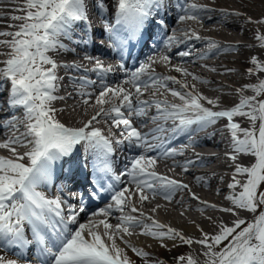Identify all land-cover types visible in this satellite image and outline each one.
Instances as JSON below:
<instances>
[{
    "label": "snow or ice",
    "instance_id": "obj_1",
    "mask_svg": "<svg viewBox=\"0 0 264 264\" xmlns=\"http://www.w3.org/2000/svg\"><path fill=\"white\" fill-rule=\"evenodd\" d=\"M94 5L98 11H110L104 0H94ZM165 7V0H114L111 11L115 24L119 27L108 24L107 20L104 24V30L113 41L111 46L122 52L130 41L142 40L149 31V26L157 22L156 17ZM176 7L182 13L177 17L181 23L190 20L203 22L210 11L208 5L197 3L196 0H177ZM17 11L23 12V15H12L11 19L21 23L9 25L17 30L0 31V37H11L10 40L0 39V44L9 49L7 53H0L8 57L0 61L3 64L0 67V91L5 85H9L8 99L5 102L10 109L22 107L26 122L23 124L24 132L18 131L14 117L0 124V127L16 128L18 132L0 143V148H6L12 153V158L0 156V249L15 248L21 253L34 250L39 264H135L116 243L119 239L136 256L144 258L146 264H159L148 261L150 253L125 239V236L133 234L130 229L140 228V234L160 241L169 239L179 240L184 245H201L205 258L202 264H264V79L237 89L241 93L245 89H251L254 95H241L234 106L220 107L219 97L209 99L194 91L195 85L189 89L186 83L178 81L175 76L156 74L152 68L156 59L151 55L128 74L123 82L131 85L134 91L121 85L110 86L105 83L103 77L112 72L113 67L105 66L98 58L87 56L86 59L95 61L90 71L101 77L100 86L98 94L95 89L93 92L80 94L86 97L83 100L85 105L95 95V103L91 106L97 110L87 121H81V126H66L56 118L57 110L52 106L53 101L64 98L55 94L61 79L56 70L61 66H80L75 63L58 64L48 53L55 50L75 51L69 49L61 37L71 41L75 28L80 24L91 28L88 0H24ZM221 14L244 17L247 23L264 25V16L253 19L246 13L228 9H222ZM158 23L165 25L163 19ZM183 36L184 39H181L173 30L172 35L166 37V51L158 57L161 62L170 63L171 56L168 52L172 46L183 44L185 40L207 41L208 52L219 51L221 48L215 40L201 37L191 28L185 30ZM255 39L264 48V34L257 31ZM81 42L88 41L83 37L75 41L77 44ZM176 55L188 57L192 52L178 51ZM202 56L203 54L201 58ZM251 63L255 67L249 68V73L264 72V62L256 56L251 57ZM173 67L178 73L192 76L195 80L202 79L187 68L179 65ZM81 80L84 85L95 83L86 77ZM169 82L180 84V90L168 88ZM153 87L167 88L181 103L157 99L155 93L149 100L139 98L143 94L142 90ZM202 100L219 110L206 107L201 103ZM153 105L157 115L152 119L173 121L170 129L173 134L196 131L214 125L222 118L226 119L225 128L229 132L232 149L226 155L233 162L234 170L232 181L227 185L232 191L225 199L232 206L219 207L218 210L237 217L231 225L223 220L219 223L213 221L216 230L209 233L193 221L201 233L200 238L194 239L154 220L133 203V196L137 195L142 204L149 200L150 194L152 198L159 194L171 201L178 191H187L202 207H218L202 201L183 181L155 170L157 157L146 155V152L159 150L164 157H175L183 155V149L187 146H182L181 149L165 147L164 140L156 135L166 131L162 125L142 131L122 111L127 110L130 116L140 119L147 115V108ZM238 116L246 118L250 126L242 127L234 119ZM100 117L106 122L110 120L112 126L120 130V136L116 137L111 129L105 134L100 127H96ZM193 125L196 127L193 128ZM150 138L160 139L162 142L153 144ZM189 140L193 141L191 135ZM14 145H23L27 150L20 153ZM125 145L129 150L142 151L130 156L128 165L117 174L112 166V157L118 147ZM81 149L89 154L85 167L90 164L92 168L89 173L92 190L85 194L89 199H100L101 193H107L105 198L110 199L104 207L91 212L87 223L80 222L81 215L87 212L85 194L80 195L77 206L60 195L49 197L41 190L42 185L47 186L52 181L54 165L57 162L78 163L73 161V157ZM241 154L252 158L248 165L237 162ZM194 155L197 160H202L199 154ZM193 163L191 159H186L183 165L174 161L185 172ZM237 176L244 177L243 181L237 179ZM196 180L198 183H206L203 177H196ZM127 185H132L133 188L130 189ZM237 188L239 191H236ZM129 206L130 212H126L125 209ZM241 210L252 213L253 218H240ZM114 212L121 213L116 217V224L109 222ZM207 219L211 221L212 217ZM0 264H20V259L8 258L0 251ZM24 264H32V261L24 260ZM176 264L201 262L187 254L178 256Z\"/></svg>",
    "mask_w": 264,
    "mask_h": 264
},
{
    "label": "bare ground",
    "instance_id": "obj_2",
    "mask_svg": "<svg viewBox=\"0 0 264 264\" xmlns=\"http://www.w3.org/2000/svg\"><path fill=\"white\" fill-rule=\"evenodd\" d=\"M171 3L172 5L166 6V8H172V12H168L167 22H169L167 28L164 30L160 39L156 41L154 48L148 49L147 53H142L146 48L144 41H140V50L134 56L133 63L127 66L125 61L119 60V48L111 46L113 41L109 39V33L104 30L105 20L108 24L114 27H119L115 24L114 16L112 15V6L114 0H104L110 11L101 12L98 11L94 5V0H88L89 9V19L92 18L90 12L95 9L99 12L101 18L99 22L103 25V33L106 36L108 48H102V51L108 56L107 59H101L105 66L111 65L113 71L107 73L103 77L104 82L110 86L121 85L128 88L130 91H134L131 85L124 84V80L127 78L128 74L134 71L139 64L146 61V58L151 55L156 59V63L152 65L155 73L158 75H170L175 76L178 81L186 83L189 89L192 85H195L194 91H197L209 99L215 100L217 97L220 99V107H230L238 103L241 95L252 96L254 92L251 89H245L242 93L237 91L241 89L245 84L258 83L259 80L264 79L263 72L254 71L249 73L247 70L249 68H254L255 66L251 63V57L256 56L260 61L264 62V48L259 46V41L255 39V33L259 31L264 34V25H257L254 23H247L244 17L237 16H223L221 14L222 9L238 10L240 12L246 13V15L253 17V19L264 16V0H196L197 3L205 4L209 6L210 11L205 15L203 22L199 21H186L178 22V15L182 14L176 7L177 0ZM183 2V0H181ZM24 3V0H0V31H10L15 32L16 27H9V25H19L21 21H15L11 19L12 15H23V12L17 11L18 7ZM167 5V4H166ZM166 12L160 13L161 16H166ZM211 17V19H208ZM81 25V24H80ZM78 25V26H80ZM77 26V27H78ZM76 27V28H77ZM75 28V29H76ZM194 29L199 33L201 37H209L215 40L220 46V50L213 52H208L207 41L205 40H185L183 44H176L172 46L171 51L168 54L171 56L170 63L161 62L158 57L163 55L166 51L165 41L166 37L172 35L173 30H175L176 35L181 39H184L183 32L187 29ZM148 32L145 33L144 37ZM83 36V33H82ZM3 40H10L11 37L3 36L0 37ZM62 41L69 45V40L61 37ZM74 47V44H72ZM71 46H68L69 49ZM78 51H67V50H55L50 51L48 54L57 61L58 64H72L75 63L79 65L78 68H65L63 66L56 70L57 76L61 79L58 81V88L56 89V95L64 97L63 99L53 101L52 106L57 110L56 118L64 123L66 126H81V121H87L91 115L95 114V110L91 105L95 103V95H93L89 104L85 105L83 100L86 98L82 96L81 92H93L96 90L98 94L100 86V76L98 78H90V81L95 82L92 89H88L82 85H75L73 82H79L72 78L70 74L72 71H81L88 69L94 65V60H88L85 57L91 56L88 53H84V46L80 47ZM98 46L92 44L91 48H88V52L97 51ZM227 49V50H225ZM189 50L192 55L188 57H180L176 55L178 51ZM9 49L6 45L0 44V53H7ZM87 54V55H86ZM201 54H203L201 58ZM7 55L0 54V61L6 60ZM95 58V57H94ZM121 59V58H120ZM108 62H107V61ZM123 65V68L121 67ZM179 65L183 68H187L189 72L194 73L196 76L201 77V80H195L192 76H186L183 73H178L175 71L173 66ZM3 64H0L2 67ZM8 88L9 85L0 91V123L4 117H10L14 111H18L13 117L15 118V123L18 127L19 132H24L23 124L25 121L24 110L21 108L10 109L8 104L5 102L8 99ZM168 88H173L176 90L180 89V84L169 82ZM143 94L139 97L141 100H149L152 98L153 93L157 99H167L170 103H181L178 97H175L168 91L167 88L153 87L148 90H142ZM135 102V101H134ZM119 103V101H116ZM206 107L213 108V110H219L213 105L207 104L206 100H202ZM107 107V105L105 106ZM124 111V116L134 119L132 122L136 127L137 124L141 126L137 127L143 130H150L155 128L158 124L164 126L166 129L163 133H157L164 142L165 147H172L176 149H181L182 146H187L183 149V155H177L175 157H167L160 155L159 150H153L146 152V155L156 156L157 163L155 170L173 179H178L189 185V188L194 192L202 201H208L211 204H216L217 209L204 208L196 200L192 199L187 191H178L171 201L165 200L162 195L157 194L148 201L140 203L138 200V195L133 196V203L137 208L151 216L154 220L168 225L181 231L185 236H190L195 238H200L201 233L198 228L192 223L200 225L205 232L212 233L216 230V224L213 221L219 223L223 220L225 223L231 225L237 217L229 213H224L219 211V207L232 206L231 202L226 200L225 197L232 191L227 187V185L232 181L233 176V162L226 155L232 151L229 143V132L225 128L226 119H220L216 124L209 125L203 129H197L196 131L189 130L188 133H182L180 140L175 142H170L167 140V134L172 133L170 129L173 126V121H163L160 119L153 120L152 117L157 115L155 106L147 108V115L137 119L134 115H129L127 110ZM12 117V118H13ZM10 118V119H12ZM8 119V120H10ZM99 124L96 127H100L105 134L108 133L109 129L115 133L116 137L120 136V130L113 127L111 121H105L103 117L98 118ZM236 122L240 123L242 127H249V121L244 117H235ZM143 121V123H141ZM196 126L193 125V128ZM14 134H18L16 128L8 127L7 131H1L0 128V143L7 140ZM189 135L192 136L193 141L189 140ZM153 144L161 143L160 139L151 140ZM17 151L23 153L27 150V147L23 145H14ZM142 151L137 149L134 154ZM194 153L199 154L202 160H197ZM133 154V155H134ZM0 156L12 158V153L6 148H0ZM186 159H191L194 163L190 166L187 172L183 171L182 167H177L174 161L183 165ZM252 158L247 155L241 154L238 157V163L248 165ZM75 161V157H73ZM62 164V162H58ZM74 163V162H71ZM58 164V165H59ZM128 163L126 164V166ZM125 166V167H126ZM196 177H203L206 183H198ZM237 179L243 181L244 177L237 176ZM126 179V178H124ZM130 189L133 188L132 185H127ZM41 190L46 192L45 186H41ZM239 191V188L236 189ZM48 196V195H47ZM108 194L103 197L102 205L93 204L85 214L81 215L80 222L87 223L91 218V212L97 210L100 207H104L110 202V199L105 198ZM75 203V200H73ZM72 202V203H73ZM157 205H160L157 208ZM131 206L125 209L126 212H130ZM153 209H156L153 212ZM119 212H114L110 217L109 222L116 224L118 221L116 219ZM133 215H138V213H132ZM249 212L246 210H241L239 213L240 218L248 219ZM212 217V220H208L207 217ZM97 219H103V217H97ZM150 223V222H149ZM130 231L133 233L131 236H125L126 240H130L132 245L136 247L143 248L145 251L150 253L147 258L148 261L153 260L158 261V254L163 251L173 249L178 247L181 243L179 240L173 241L165 239L160 241L154 239L150 236L140 234V228H132ZM116 243L123 248L130 259L135 262V264H142L141 261L145 262V259H138V256L132 252L130 247H126L119 239ZM166 245V246H162ZM201 245L193 243L190 245L191 253L194 257L202 258ZM4 254L11 259H20V264H24V260L32 261V264H39L36 254L33 251L25 250L23 253L18 250L10 249H0ZM175 262L170 261V259H162L159 264H170ZM146 264V262H145Z\"/></svg>",
    "mask_w": 264,
    "mask_h": 264
},
{
    "label": "rangeland",
    "instance_id": "obj_3",
    "mask_svg": "<svg viewBox=\"0 0 264 264\" xmlns=\"http://www.w3.org/2000/svg\"><path fill=\"white\" fill-rule=\"evenodd\" d=\"M262 75H264V72L262 73ZM73 83L75 85H78V84H81L82 85V83H79V82H73ZM89 88L92 89V86H88V89ZM133 121H134V119H132V122ZM226 207H230V206H226ZM249 214H250L249 215V218L246 219V220H251L253 218V214L250 213V212H249ZM225 243H226V241H225ZM201 249H202V247H201ZM202 251H203V249H202ZM187 254H191L192 255L191 250H190V245H184V244L180 243L178 245V247H175L173 249H170V251L169 250L163 251L161 254H158L159 255L158 256V261L153 260L152 262H162V259H164V258L166 259L167 258V259H170V261L175 262V264H176V258L178 256H180V255H187ZM194 258L198 259L201 262V264H202L203 260L205 259L203 257V255H202V258L201 257L200 258L194 257ZM138 259H144V258L138 257ZM141 262H142V264H145V262H143V261H141ZM170 264H173V263H170Z\"/></svg>",
    "mask_w": 264,
    "mask_h": 264
}]
</instances>
